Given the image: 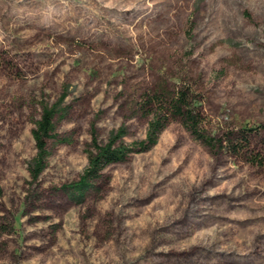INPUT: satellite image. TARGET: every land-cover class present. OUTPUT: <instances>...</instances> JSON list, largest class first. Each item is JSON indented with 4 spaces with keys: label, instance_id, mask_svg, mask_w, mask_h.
Returning <instances> with one entry per match:
<instances>
[{
    "label": "rangeland",
    "instance_id": "rangeland-1",
    "mask_svg": "<svg viewBox=\"0 0 264 264\" xmlns=\"http://www.w3.org/2000/svg\"><path fill=\"white\" fill-rule=\"evenodd\" d=\"M198 79L207 129H254L264 159V0H0V264H264V167L178 121L157 145L68 186L86 150L148 119L128 104ZM63 98L36 181L31 130Z\"/></svg>",
    "mask_w": 264,
    "mask_h": 264
},
{
    "label": "trees",
    "instance_id": "trees-1",
    "mask_svg": "<svg viewBox=\"0 0 264 264\" xmlns=\"http://www.w3.org/2000/svg\"><path fill=\"white\" fill-rule=\"evenodd\" d=\"M199 82L198 79L186 77L175 88L162 83L156 89L132 100L128 104L131 114L148 119L146 138L134 146H127L123 142L127 135L124 128L111 134L105 142H100L93 132L92 141L86 150L88 165L79 180L68 186V189L74 195L84 196L93 188V182L102 177L106 168L126 162L134 153H145L154 148L161 134L173 121L180 122L190 135L210 152H226L250 166L263 168L264 159L253 146L254 129L244 127L228 129L220 136L212 134L207 129L208 121ZM62 101L63 98L54 104L42 103L39 118L31 130L36 153L28 171L33 182H36L48 168L50 157L48 142L56 138V119L64 115Z\"/></svg>",
    "mask_w": 264,
    "mask_h": 264
}]
</instances>
